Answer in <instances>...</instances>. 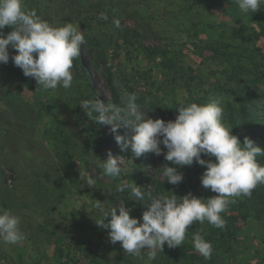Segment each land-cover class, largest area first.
Returning a JSON list of instances; mask_svg holds the SVG:
<instances>
[{"label": "trees", "instance_id": "1", "mask_svg": "<svg viewBox=\"0 0 264 264\" xmlns=\"http://www.w3.org/2000/svg\"><path fill=\"white\" fill-rule=\"evenodd\" d=\"M61 1L64 8L72 11L71 14H75L77 8L81 9L80 21L75 25H79L80 30L84 31L86 40L81 46L80 56L73 60L72 87L50 89L48 102L40 101V104L47 107L46 114L51 113L50 107H57L55 109L58 116L68 117L66 114L69 112L73 120V125L64 126L61 119L51 116L54 126H51V132L47 131V141L53 146L57 166L62 170L80 176V171L72 167L75 161H80L86 167L91 156L90 150L99 156L104 145L115 141L114 135L111 132L102 133L101 125L89 120L80 106L85 99L97 98L88 69L82 60L84 53L88 51L92 52L91 56L95 62L100 60L104 65L106 81L112 95L111 102L125 106L126 94L135 93L141 109L149 111L153 118L167 122L176 118L181 104H206L221 97L224 121L233 126L231 133L238 136L241 144L244 138L248 137L264 150V5L256 12L243 14L231 0L171 2L174 6L160 16L165 19L164 22H175L183 16L186 18L187 27L179 29L184 34L179 35L177 40L163 35L160 31H155L152 35L144 34L138 28V23H134L136 14L134 17V13L124 12V9L118 19L114 12L115 5L111 4V1L108 10L94 6L88 0H24V5L29 10L35 9L42 19L49 21L47 19H51V14L48 7ZM92 10L97 14L96 18H100L102 13L107 15V20L102 19L103 24H112L111 35L107 39L100 37L92 24ZM203 13V16L211 13L215 22L203 21ZM114 20H119V28L113 23ZM12 30V27L5 26L2 31L6 36ZM183 35L186 37H182ZM9 52V62L0 63V88L8 93L4 87L13 86L16 95L24 91L32 94L38 87L36 80L24 76L22 70L14 65L11 56L16 52L10 46ZM128 64H133L132 69H135L139 77L152 78L146 93L138 94L131 86L135 79L125 72ZM112 68L115 71H112ZM116 77L123 84L122 91L116 86ZM5 98V105L11 104L12 99L6 96ZM2 100L4 98L0 99ZM123 128L118 134H133L130 128ZM82 136L83 143L78 141ZM164 150L166 152V148ZM202 158L215 161V157L203 154ZM257 159L264 164V155ZM164 162L168 166H174L171 162ZM205 167L194 162L191 166L178 168L183 174V180L178 185L166 182V177L164 180L155 179L139 169L136 175L121 174L118 178H112L110 183L96 181L95 186L85 192L97 199L118 200L130 192L127 189L123 193L116 191L117 185L137 181L144 182L145 185L141 187L147 188L143 190H150L154 195H171L168 193L170 191L178 197H183L191 192L198 198L207 199L217 194L201 185L200 177ZM221 215L226 221L223 229L215 228L207 222H194L188 226L180 250L176 251L177 247H168L159 253V258L166 259L165 252L168 251L175 256L186 258L189 264H217L215 261L222 253L230 255L235 251L234 245L240 244L237 242L238 236L243 235L247 229L263 233L262 237L257 238L258 234L254 236L258 240L257 244H264V185H258L250 197L235 198V202ZM37 216L40 230L53 237L54 264H128L129 260L122 255L120 245L103 249L93 248L86 241L61 233L57 223L45 214L38 213ZM196 232L212 243L211 259H204L195 250L192 236ZM252 257L258 261L237 264H264V255L258 251L254 250ZM0 264L11 263L0 255ZM31 264H38V261Z\"/></svg>", "mask_w": 264, "mask_h": 264}, {"label": "clouds", "instance_id": "2", "mask_svg": "<svg viewBox=\"0 0 264 264\" xmlns=\"http://www.w3.org/2000/svg\"><path fill=\"white\" fill-rule=\"evenodd\" d=\"M243 14L253 13L262 8L264 0H231ZM100 19L107 20L105 14ZM113 23L120 27L119 20ZM5 26L12 27L6 36ZM86 43L84 31L79 25L64 22L54 26L42 19L35 9L29 10L24 0H0V63L10 59L9 46L16 54L11 56L15 66L23 75L36 80L41 90L62 87L70 89L73 84V60L80 56V49ZM135 93L126 94L125 106L114 102H103L100 98L85 99L80 106L89 120L99 125H110L121 151L129 148L136 158L146 153L160 156L166 163L162 175L166 182L178 185L183 174L178 168L191 166L194 162L206 166L200 177L201 185L217 195L198 198L191 192L178 197L164 193L154 195L145 191L147 187L135 182L121 183L116 191L129 190L128 199L143 202L146 210L142 220L131 217V209L124 202L118 206L107 201L95 200L93 207L98 211L99 227L109 230L110 243L120 242L128 255L143 259L142 249H147L145 264H151L158 252H163L165 244L169 248L181 246L186 238L188 226L194 222H207L215 228L226 225L225 213L235 198L250 197L258 185H264V164L257 159L264 150L245 137L241 144L238 136L231 133L233 126L224 121L223 98L218 97L206 104H181L174 120L152 119L141 111ZM121 127L130 128L132 135L118 134ZM161 145L166 148L163 151ZM203 156L215 157L203 159ZM103 174L118 178L122 174L119 157L108 152L107 159L98 161ZM80 179L89 187L96 181L80 171ZM118 209V214H117ZM110 219L105 223V219ZM25 239L20 227V217L9 209L0 207V242L13 245ZM195 250L206 260L211 259L213 246L203 235L196 232L192 236Z\"/></svg>", "mask_w": 264, "mask_h": 264}, {"label": "rangeland", "instance_id": "3", "mask_svg": "<svg viewBox=\"0 0 264 264\" xmlns=\"http://www.w3.org/2000/svg\"><path fill=\"white\" fill-rule=\"evenodd\" d=\"M110 1L111 4L115 5L114 12L118 19H120L119 14L122 13L123 9L124 12L134 13V17L136 14V22L134 19V23H138V28L146 35L160 31L163 35L177 40L179 35L184 34L179 29L187 27V20L184 16L175 22L171 20L164 22L165 19L160 16L165 10L174 6L171 2L177 3L179 0H146V2L144 0H88L90 4L104 7L105 10L110 9ZM48 8L51 19L47 20L54 26L64 22L76 24L80 21V8H77L78 12L75 10V14H71L72 11L69 8L63 7L62 1L58 4L52 3V6ZM95 15L97 16L92 10L90 13L92 24L100 37L107 39L111 35L112 24L109 22L103 24L102 19L96 18ZM203 15L204 13L201 16ZM202 18L205 22H215L213 19L215 17L211 13ZM182 37L185 38L186 36L183 35ZM91 54L92 52L89 51L84 53L82 60L88 69L96 97L105 103L111 102L112 95L106 81L104 65L100 60L95 62ZM132 65H126L125 71L129 77L135 79L131 86L138 94L146 93L152 78L139 77L136 75L135 69H132L134 67ZM112 71L115 69L112 68ZM140 71H142L141 68ZM115 80L118 90L122 91L124 88L119 81L120 79L116 77ZM4 88L8 90V93L3 92L0 88V99L4 98L0 101V207L9 209L13 214L20 217V227L25 239L13 245L0 242V255L7 258L11 264H31L36 261L38 264H54L53 237L38 227V213L45 214L51 221L53 219V222L59 226L61 233L86 241L93 248L103 249L110 246H121L120 242L110 243L109 230L99 227L96 223L100 219V215L93 207L95 200L107 201L114 206H118L120 201L124 202L125 206L131 209L130 216L141 220L146 206L143 202L128 199L127 197L130 195L128 193L122 195L118 200L97 199L86 193L85 191L91 187L85 183V180H81L80 176L73 175L72 172H67L57 166L55 150L47 141V131L51 132V126H54V120L51 116L61 119L63 125L71 126L73 120L70 113L67 112L66 116L68 117L58 116L57 107H50L51 113L46 114L47 107L40 104V101L48 102L50 91L41 90L40 86L32 94L24 91L18 95L15 94L13 86H5ZM5 96L12 99L11 104L5 105ZM122 102L124 101L122 100ZM141 111L146 112L148 117L155 120L149 111L145 109H141ZM110 127V125H101L100 130L105 134L110 132ZM123 129L121 127L117 131ZM80 132L84 134L83 131ZM78 141L83 143L84 136ZM161 148L165 151L163 145ZM109 151L113 157H119L122 174L136 175L140 169L155 179H165L162 175V167L165 165L163 152L160 156L146 153L136 158L130 148L121 151L116 140L111 144L104 145L99 156L91 153L90 150L91 156L86 167L80 161H75L72 167L84 172L86 177L91 176L95 181L110 183L112 178L105 176L98 164L100 159H107ZM7 170L12 176L11 186L6 183ZM134 182L138 186L145 185L144 182ZM78 187L80 189H77ZM17 211L20 212L16 214ZM109 219L110 217L106 218L105 223ZM256 228L259 229V227ZM256 232V230L247 229L243 235L238 236L237 242L239 241L240 244L234 245L235 251L230 255L222 253L215 262L217 264L257 262L258 259L252 257L253 252L255 250L264 255V244L256 243L258 242L257 238L263 235L261 232ZM257 234L258 237L255 238L254 235ZM167 248L168 246L165 244L163 249ZM178 250H180V246H177L176 251ZM142 251L143 259L128 255L123 249L122 255L128 258V264H145L147 249H142ZM159 253L151 264H189L186 258L175 256L168 251L165 252L167 258L160 259Z\"/></svg>", "mask_w": 264, "mask_h": 264}, {"label": "built area", "instance_id": "4", "mask_svg": "<svg viewBox=\"0 0 264 264\" xmlns=\"http://www.w3.org/2000/svg\"><path fill=\"white\" fill-rule=\"evenodd\" d=\"M6 172H7V174H6V183H7V185L11 186V184H12L11 173L8 170Z\"/></svg>", "mask_w": 264, "mask_h": 264}]
</instances>
